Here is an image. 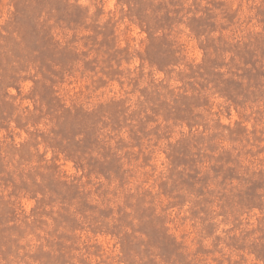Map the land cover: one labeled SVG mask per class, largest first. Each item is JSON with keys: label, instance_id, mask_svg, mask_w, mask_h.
I'll return each instance as SVG.
<instances>
[{"label": "rangeland", "instance_id": "rangeland-1", "mask_svg": "<svg viewBox=\"0 0 264 264\" xmlns=\"http://www.w3.org/2000/svg\"><path fill=\"white\" fill-rule=\"evenodd\" d=\"M0 264H264V0H0Z\"/></svg>", "mask_w": 264, "mask_h": 264}]
</instances>
